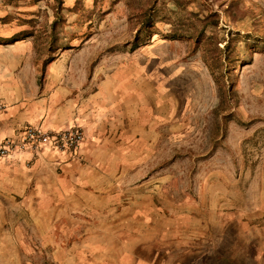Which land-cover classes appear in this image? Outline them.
I'll return each mask as SVG.
<instances>
[{
	"label": "rangeland",
	"instance_id": "374dc122",
	"mask_svg": "<svg viewBox=\"0 0 264 264\" xmlns=\"http://www.w3.org/2000/svg\"><path fill=\"white\" fill-rule=\"evenodd\" d=\"M112 74L160 113L175 198L264 171V0H0L1 93L65 111ZM82 215L0 221V264L109 263Z\"/></svg>",
	"mask_w": 264,
	"mask_h": 264
},
{
	"label": "crops",
	"instance_id": "0c3cea01",
	"mask_svg": "<svg viewBox=\"0 0 264 264\" xmlns=\"http://www.w3.org/2000/svg\"><path fill=\"white\" fill-rule=\"evenodd\" d=\"M21 98L0 91V139L26 125L74 124L84 138L76 156L45 146L0 157V221L96 216L107 264H264V171L239 187L196 181L177 199L170 167L151 164L160 122L135 84L122 87L109 75L82 106L65 111Z\"/></svg>",
	"mask_w": 264,
	"mask_h": 264
},
{
	"label": "built area",
	"instance_id": "2783aa9c",
	"mask_svg": "<svg viewBox=\"0 0 264 264\" xmlns=\"http://www.w3.org/2000/svg\"><path fill=\"white\" fill-rule=\"evenodd\" d=\"M4 105L0 103V111ZM84 132L80 125L74 124L63 129H46L40 125H26L18 137H3L0 139V157L12 152L29 149L38 151L45 146L76 156Z\"/></svg>",
	"mask_w": 264,
	"mask_h": 264
}]
</instances>
